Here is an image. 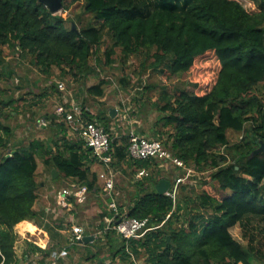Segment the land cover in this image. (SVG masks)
<instances>
[{
  "label": "trees",
  "instance_id": "16d2710c",
  "mask_svg": "<svg viewBox=\"0 0 264 264\" xmlns=\"http://www.w3.org/2000/svg\"><path fill=\"white\" fill-rule=\"evenodd\" d=\"M83 5L85 14L93 16L85 25L81 15L54 14L39 0H0V81L13 72L4 69L5 64L12 66L5 61L6 49L30 57L45 76L52 78L58 68L62 77L83 83L92 75L100 76L102 64L114 65L116 55L124 63L140 57L141 71L151 68L166 81L184 74L196 77L193 90L171 94L164 84L160 100L154 103L159 111L157 124L163 129L149 138L160 140L187 167L210 173L202 179L198 195L159 193L160 180L171 181L160 176L164 163L132 158L130 135L118 138L113 134L112 122L123 117L122 110L118 109L117 116L106 110L96 112L87 105L88 98L83 104L70 96L65 100L68 107L72 102L80 104L86 120L100 123L111 133V165L126 162L134 169V178L141 169L148 170L143 176L147 182L137 179L139 187L127 210L118 202L116 188L113 197L119 215L109 208L112 197L107 196L100 229L107 225L106 218H149V223L130 239L114 229L105 233L109 255L91 249L97 240L69 246L67 237L65 245L63 223L56 225L49 220L48 210L35 207L42 185L37 180L39 158L64 176L65 184L78 180L88 186L89 193L98 180L89 163L105 164L81 137L68 136L74 128L58 114L53 125L59 135L15 144L14 128L3 120V108L16 100H0V264H21L17 231L25 233L33 223L51 239L47 247L29 242L25 255L36 256V264H47L62 250L80 245L90 247L87 259L98 258V264H115L117 256L122 264H137L142 257L146 264H264V232L259 224H264V152L253 154L264 141V98L256 91L264 83V0H84ZM69 8L64 0L63 11ZM106 35L109 43L103 56ZM211 55L214 66L207 64ZM205 68L210 71L200 73ZM51 78L53 87L72 93L66 82ZM60 82L66 84L65 90L60 89ZM109 83L100 78L86 89L88 97H103ZM231 131H245V136L231 143ZM160 136L167 138L164 141ZM176 179L171 181V190ZM71 201L75 207L87 202H77L73 196ZM235 226L241 228V239L231 231Z\"/></svg>",
  "mask_w": 264,
  "mask_h": 264
},
{
  "label": "rangeland",
  "instance_id": "374dc122",
  "mask_svg": "<svg viewBox=\"0 0 264 264\" xmlns=\"http://www.w3.org/2000/svg\"><path fill=\"white\" fill-rule=\"evenodd\" d=\"M66 2L70 5L69 10L62 11L59 14L71 18H77V16L81 15L84 25L93 19L92 15L85 14L84 12V0H66ZM108 43L109 37L106 35L105 45L101 49L103 56L104 49ZM16 52L9 49L5 50V61H9V64L12 63V66L9 68L5 64L4 69L6 72H10L9 69H12L13 72L10 76L0 81V100H8L11 97L16 100L15 103L3 108V112L6 114L3 120L13 126V138L17 145H27L33 139L46 141L56 134L59 135L57 128L53 125L54 116L57 115L58 106L63 104L65 100L70 99V96H74L83 104L85 98H88L87 105L92 107L96 112L106 110L111 113L112 109L122 110L121 112L126 117H122L119 121L113 120L112 122L115 125L113 134L118 138L124 135H130L132 132L147 137H155L152 135V132L163 128L160 124H157L159 111L154 107V103L160 100V94L163 91L164 84H168V92L172 94L180 89H195L192 81L197 80L196 77L184 74L183 76H173L166 81L164 77L153 72L151 68L146 71H141L140 57H132L129 62L124 63L120 61L119 55H116L117 62L114 65L107 66L102 64L104 70L101 71L100 76L96 77L92 75L83 83L82 80H75L73 77H62L60 69L58 68H55V73L52 78L45 76L33 65L30 57L18 56ZM215 63V58L211 55L207 64L214 66ZM204 64L206 63L204 62ZM205 70L210 71V69L205 68L200 73L203 74ZM102 77H105L110 82L105 86V95L103 97H88L86 89L96 84ZM50 78L54 82H66L72 93H63L56 87H53L52 83L49 82ZM125 80H127V85H125ZM202 83L205 84L203 80H201ZM147 86L150 88L147 89ZM256 91L264 98V83ZM11 113L13 114L11 115ZM117 115L118 113L115 116ZM244 136L245 131L229 132V140L231 143L241 140ZM79 137L74 131H71L70 138L79 139ZM159 138L165 141L167 137L160 136ZM220 151H223V149L221 148ZM38 162L37 180L42 185L38 189L39 198L36 202V207L40 211L47 209L48 213L52 214L49 216V220L56 225L63 223L65 228L62 231L63 243L65 244L66 238L70 235L71 225H81L85 228L86 233H89L88 235L95 236V240H97L92 244L91 249L97 251L102 256L109 255L111 248L109 240L105 233L103 235L99 233L101 230L100 223L102 221L100 215L107 206L108 195L104 191L105 177L107 175L106 166L98 161L89 163L91 172L98 175L96 187L88 193L87 202L83 205L77 207L71 205L68 208H62L57 203L56 195L65 186V177L57 173V176L54 178L53 170L56 169L51 165H46L41 158H39ZM164 167V171L161 172L160 176L169 177L171 181L184 175L185 180L177 189V194H180V196H195L202 193V179L208 177L210 173L209 170L199 169L196 166L188 167L191 169L190 174L184 173L185 170L177 169L173 165L164 164ZM111 168L115 172V188L120 197V201L118 202L124 206V210H127V205L130 203L132 194L139 187L136 183L137 179H142V181L146 180L139 175H135L134 178L131 173L134 169L129 167L126 162L116 164L115 166L112 165ZM59 176L60 179H57ZM217 187L220 194L225 193L221 190L219 184H217ZM259 224L264 232V224ZM231 231L236 238L241 239L242 234L239 226L233 227ZM18 233V251L21 254V264H34L33 261L36 259L34 255L32 258H28L30 259L29 263L25 261L24 250L27 244L24 241L27 243L39 242L40 244L48 245L51 240L49 234L47 232L44 233L42 228H39L35 234L22 233L21 235V232ZM89 249L90 247L81 245L77 248L69 249L68 254L64 256L60 264H98V258L87 259L90 253ZM115 264H122L120 257L117 256ZM137 264H146L145 257L139 258Z\"/></svg>",
  "mask_w": 264,
  "mask_h": 264
},
{
  "label": "built area",
  "instance_id": "2783aa9c",
  "mask_svg": "<svg viewBox=\"0 0 264 264\" xmlns=\"http://www.w3.org/2000/svg\"><path fill=\"white\" fill-rule=\"evenodd\" d=\"M61 90L66 89L64 82L59 83ZM65 103L61 104L57 108V114L60 117L65 118L74 128V131L78 132V135L86 142L87 146L92 147L93 154L99 158V160L105 164L107 168V175L105 181V190L107 195L112 197L109 203V208L115 211L116 216L119 215V208L117 201L113 197L115 191L116 180L115 172L111 168V162L113 160L112 155L109 153L111 150L112 135L108 132L100 123L96 121H89L83 117L80 104L72 102L68 107ZM117 113L119 112L116 109ZM123 117H126L123 115ZM129 155L134 159H157L162 161L165 165H173L176 168H181L190 174L191 169L187 167L185 162L180 158L172 154L164 144L158 139H152L144 135H139L134 132L130 134ZM148 174V170L141 169L138 172L140 177ZM105 176V174H104ZM185 180L184 176H179L176 179L174 190L166 192L167 195L175 197L177 193V187ZM89 188L87 185H81L76 182H67L65 186L57 193V203L62 208H68L73 205L71 197H75L77 202L84 203L88 199ZM107 225L103 230H100V234L109 232L110 230H116L121 236L126 239H130L139 235V233L148 225L149 218L138 219L130 217H121L119 219L106 218ZM88 235L85 228L81 225H73L69 235V246L82 244L84 237ZM68 254V250H62L58 255L49 261L47 264H59V259H63Z\"/></svg>",
  "mask_w": 264,
  "mask_h": 264
},
{
  "label": "water",
  "instance_id": "95a60500",
  "mask_svg": "<svg viewBox=\"0 0 264 264\" xmlns=\"http://www.w3.org/2000/svg\"><path fill=\"white\" fill-rule=\"evenodd\" d=\"M39 1L45 4L49 8V10L54 14L63 11L64 0H39ZM73 28H76V24H73ZM115 113H116V109H112L111 114L114 116ZM89 149L92 150V147H90ZM262 152H264V141L260 142V146L253 152V154H260ZM56 176H57L56 170H53V177L55 178ZM170 187H171V181L165 178L161 179L160 182L157 184V190L161 194L166 193ZM83 241L85 244L94 242L95 236L86 235Z\"/></svg>",
  "mask_w": 264,
  "mask_h": 264
},
{
  "label": "crops",
  "instance_id": "0c3cea01",
  "mask_svg": "<svg viewBox=\"0 0 264 264\" xmlns=\"http://www.w3.org/2000/svg\"><path fill=\"white\" fill-rule=\"evenodd\" d=\"M116 113H117V111H116ZM116 113L114 114V116L116 115ZM115 123V122H114ZM114 129H115V125H114ZM70 135H71V131H69V133H68V136L70 137ZM78 182V180H68V182ZM36 207V206H35ZM36 209L38 210V208L36 207ZM47 210V209H46ZM22 222H30V221H28V220H25V221H22ZM22 222H20V223H22ZM31 223H33V222H31ZM34 224V223H33ZM18 226V225H17ZM17 226H16V231H17ZM36 227H37V229L39 230V228H38V226L37 225H35ZM17 233H18V231H17ZM25 233H31L30 231H26ZM25 233H23V234H25ZM44 233H46V231H44ZM19 234V233H18ZM21 235H22V233H21ZM27 245H26V249L24 250V256H25V261H27V263H29L30 262V259H28L29 257H28V255H25L26 253H29V243H27L26 241H24ZM24 243V244H25ZM33 243H35V244H38V245H40V246H42V247H47L49 244H50V242H49V244L47 245V244H45V245H43V244H40L39 242H33ZM18 244H19V241H18V243H17V253H18V256L21 258V254H20V252L18 251ZM35 260V259H34ZM34 264H36V260H35V262H33Z\"/></svg>",
  "mask_w": 264,
  "mask_h": 264
},
{
  "label": "bare ground",
  "instance_id": "6f19581e",
  "mask_svg": "<svg viewBox=\"0 0 264 264\" xmlns=\"http://www.w3.org/2000/svg\"><path fill=\"white\" fill-rule=\"evenodd\" d=\"M37 230H38V229H37V227L35 226V224H31V225L28 227V229H27V231H30L32 234H35ZM39 234H40V233H39ZM33 237H34V235H33Z\"/></svg>",
  "mask_w": 264,
  "mask_h": 264
}]
</instances>
